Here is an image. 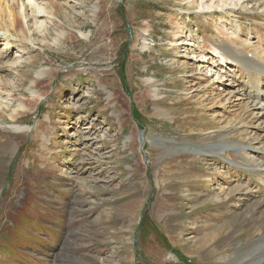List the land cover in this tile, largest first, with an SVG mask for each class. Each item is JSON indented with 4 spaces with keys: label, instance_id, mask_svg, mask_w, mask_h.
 <instances>
[{
    "label": "rangeland",
    "instance_id": "374dc122",
    "mask_svg": "<svg viewBox=\"0 0 264 264\" xmlns=\"http://www.w3.org/2000/svg\"><path fill=\"white\" fill-rule=\"evenodd\" d=\"M219 1L0 4V264H264L219 192L264 194V0ZM223 44L256 66L200 55Z\"/></svg>",
    "mask_w": 264,
    "mask_h": 264
},
{
    "label": "bare ground",
    "instance_id": "6f19581e",
    "mask_svg": "<svg viewBox=\"0 0 264 264\" xmlns=\"http://www.w3.org/2000/svg\"><path fill=\"white\" fill-rule=\"evenodd\" d=\"M13 3H16V5L19 7V9H20V11H21V9L23 8V5H24V3H22L21 2V0H11ZM199 1V0H198ZM201 1V0H200ZM217 1V0H216ZM239 2V0H236V2ZM246 1V0H245ZM193 2H195V0H191V3H193ZM197 2V1H196ZM229 2V4H228V6L226 5L227 3ZM233 2H235V0H222V1H219L218 2V5H216V7L215 8H210V5L212 4H208V5H206V4H204V6H202V7H199V8H201V10H202V13H204V14H213V13H222V12H225L227 9L228 10H233V9H235L233 6H236L235 4H233ZM4 3H5V0H0V4H3V6L5 7V8H7L8 9V7L9 6H7V5H4ZM200 3H202V2H200ZM198 4V3H197ZM245 4V3H244ZM193 5H195V4H193ZM3 6H1L0 5V9L3 11V12H5L4 11V7ZM207 6V7H206ZM236 7H238V6H236ZM207 8V9H206ZM244 8V7H243ZM47 10V9H46ZM52 10V9H51ZM11 12V11H10ZM37 13L35 14V12H33V17L34 18H36L37 16H38V14L40 15V14H46V12L44 11V9H40L39 11H36ZM54 13V12H53ZM31 14V13H30ZM53 15V14H52ZM19 16V15H18ZM44 16V15H43ZM42 17V16H41ZM49 17V16H48ZM50 18V17H49ZM10 20V19H9ZM15 19H14V17L12 16V18H11V20H10V22H8V24L6 23V24H2V23H0V29L1 28H3V27H5V33H6V37H9L10 36V34L12 35V34H14L15 33V21H14ZM35 21V20H34ZM222 26V25H221ZM0 31H2V30H0ZM218 32V31H217ZM220 33H222L223 35H225L226 36V38L227 37H231V35H227V33H225L224 32V30H222V31H219ZM3 33V32H2ZM17 34H19V35H23V36H25V31H24V29H20V30H17ZM181 34H183L182 32H180L179 34H178V36L180 35L181 36ZM13 36V35H12ZM4 38V37H3ZM1 39V38H0ZM179 39H180V37H179ZM231 43V42H230ZM227 45H228V43H227ZM227 45L226 44H223V45H221L220 47H205V46H203V47H201L200 48V55L201 56H204V54H205V51H208V53L209 52H212V54H213V57H212V59H211V63H209L210 65H212V64H214V63H216L217 64V60H216V57L220 60V61H222V62H218V64H220L219 66V68H222V66L221 65H226V63L230 60V61H232V62H234L235 63V65H239L240 67H241V69H243V70H245L244 68H248V69H251L252 67L251 66H256L255 64H254V62L251 60V59H248L247 57H242L240 54H233L232 52H230L229 51V48L227 47ZM230 46V45H229ZM257 46V45H256ZM258 47H260L261 48V44H259L258 45ZM9 51V50H8ZM232 51V50H231ZM255 51L256 52H258V53H261L262 54V56H261V54H259V56L258 57H261V58H263L264 59V54L262 53V51L263 50H260V51H258V50H256L255 49ZM239 53V52H238ZM201 59H203V57L201 58ZM190 64V63H189ZM215 64V65H216ZM228 64H229V62H228ZM227 64V65H228ZM210 65H206V67L207 68H210ZM230 66V65H229ZM232 66H233V64H232ZM236 67V66H235ZM256 68H259V67H257L256 66ZM48 69V68H47ZM236 70V69H235ZM259 70H262V69H260L259 68ZM47 71L48 70H44V69H40L36 74H35V76H34V84H37L41 79H42V77H44L45 76V74L47 73ZM246 71V70H245ZM218 72V71H217ZM221 72V71H220ZM231 72V71H230ZM250 72H256V73H258L257 71H250ZM219 73V72H218ZM262 73V72H261ZM49 74V73H48ZM220 75V74H219ZM243 75V74H242ZM250 76V75H249ZM257 76H260V73H258L257 74ZM219 80H222V79H220V78H218ZM20 82H21V80H20ZM220 82V81H219ZM1 88V87H0ZM30 93L32 94V95H35L37 92L35 91V90H33V91H30ZM38 100H40V98L38 97V98H31V99H29L28 100V104L26 103L25 105L26 106H30V105H33V104H37V101ZM39 102V101H38ZM132 102V101H131ZM5 106H7L8 107V105H3V106H0V110L1 109H4L5 108ZM20 107H22L24 110L23 111H25V107H23V106H20ZM3 111V110H2ZM26 111H27V109H26ZM160 112V111H159ZM17 115H23V113H22V111H20V112H17L16 110H15V112L13 113V114H11L10 115V119L12 120V121H14V120H16V117H17ZM9 119V120H10ZM9 130H12V131H14V132H22V131H24V129L22 128V127H19V126H16V127H11ZM37 131V130H36ZM212 133L213 132H211L210 133V137H208V138H211V137H213L214 138V136H212ZM48 149V148H47ZM42 151L44 152L45 151V149H42ZM43 156V155H42ZM182 162V161H181ZM252 163V162H251ZM168 164V163H167ZM262 169V168H261ZM73 170H76V168L73 166ZM263 172H264V170H262ZM227 172H228V170H227ZM227 172H223V174L222 175H220V177L222 178V179H224V181H227L225 184H226V190H225V192H222V190L220 189L219 190V192L222 194V197H223V202H225L226 204H228V205H233L234 206V204L235 205H237L238 206V208L240 207V211L244 208V205L242 204V202L243 201H245L246 199L245 198H247V199H249L251 202H253L251 205L253 206V209L251 208V211H250V215H252V217H254V218H257V219H259L260 220V222L261 223H264V206H262V205H264V194H259L258 195V197H256V199L254 200V201H252L253 199H252V196H254V195H252V192L251 191H249V190H247V188L245 189V187L244 186H242V185H240L237 181L236 182H231V180H230V176L228 177L227 176ZM256 172V171H255ZM220 174V173H219ZM260 175V174H259ZM136 188V187H135ZM252 190V189H251ZM255 190V189H254ZM254 194V193H253ZM161 198V197H160ZM164 199V198H163ZM245 199V200H244ZM221 201V202H222ZM163 202V201H162ZM162 205V204H161ZM162 209V208H161ZM163 210V209H162ZM239 211V212H240ZM248 211V210H247ZM235 213V212H234ZM247 213H249V212H247ZM170 218V217H169ZM223 220V219H222ZM129 221V220H128ZM190 221V220H189ZM249 221V220H248ZM258 221V220H257ZM230 223V222H229ZM239 223V222H238ZM198 224V223H197ZM205 225V224H204ZM207 225V224H206ZM205 225V226H206ZM167 226V225H166ZM205 230V229H204ZM203 230V231H204ZM260 231V230H259ZM167 232V231H166ZM253 233V232H252ZM264 233H263V231H262V233H261V235L260 236H262ZM160 236V235H159ZM208 237V236H207ZM206 238V237H205ZM175 240V239H174ZM194 242V241H193ZM204 243V242H203ZM194 244V243H193ZM196 245H198V244H196ZM203 245V244H202ZM181 247V246H180ZM197 248V247H196ZM182 250V249H181ZM218 250V249H217ZM221 251V250H220ZM223 253V252H222ZM227 260V259H226ZM227 262V261H226ZM219 263V262H218Z\"/></svg>",
    "mask_w": 264,
    "mask_h": 264
}]
</instances>
